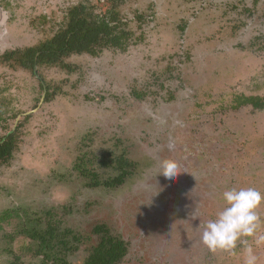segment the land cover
Wrapping results in <instances>:
<instances>
[{
  "label": "rangeland",
  "instance_id": "obj_1",
  "mask_svg": "<svg viewBox=\"0 0 264 264\" xmlns=\"http://www.w3.org/2000/svg\"><path fill=\"white\" fill-rule=\"evenodd\" d=\"M197 2L209 17L192 16ZM0 3L12 5L10 26L25 47L53 36L67 0ZM123 12L135 28V13L150 12L145 42L124 53L74 56L68 60L74 72L41 70L48 85L63 88L48 104H41L39 76L0 64V139L17 122L23 127L14 160L0 168V264H13L15 256L23 264L44 263L28 231L45 228L49 214L58 231L84 238L72 252L60 249L67 264H85L99 225L127 243L122 264H243L242 246L211 252L199 226L221 210L224 190L264 192V110L235 109L238 97L264 98V0H128ZM40 15L54 23L34 25ZM219 17L240 25V42L248 45L227 42L222 29V44L215 42L216 51L207 54L223 62L206 66L194 45L182 46L183 38L172 43L182 21L191 22L198 39L208 34V22L219 26ZM15 46L0 36V55ZM84 155L100 183L118 176L115 158L124 156L133 168L123 185L95 187L76 170ZM163 159L177 163L175 180L160 175ZM258 214L260 236L264 208ZM246 239L264 264V243Z\"/></svg>",
  "mask_w": 264,
  "mask_h": 264
},
{
  "label": "flooded vegetation",
  "instance_id": "obj_2",
  "mask_svg": "<svg viewBox=\"0 0 264 264\" xmlns=\"http://www.w3.org/2000/svg\"><path fill=\"white\" fill-rule=\"evenodd\" d=\"M127 2L128 0H80V1L79 0H67V4L61 13L62 14L61 16L63 18H61L59 23L55 26V28H53V32H54L53 36L48 39H45L44 41L38 43L37 45L25 46V47H22V43L16 36V31L14 32L10 26V21L12 20L10 10H11L12 5L10 3L9 4L0 3V36L2 38V41L3 43H8V44L14 43V46L15 45L20 46V47L15 46V48L4 49L2 52V55H0V64L5 67L12 68V69L30 71L33 74V76H36V77L39 76L41 79L39 86L43 94L42 95L43 97L41 99V104H43L44 102L48 104L54 101L58 95L62 94L63 88L61 86L48 85L46 81H44V79L41 77V73H40L41 70L45 68H48V69L59 68L64 71L74 72L75 68L72 67V65L68 63V60L74 56H88L92 58H98L102 54L108 51H117V52L124 53V52H127L129 48L133 46H139L145 42V35L144 33H142V30L145 24L148 23L149 17L146 14H150V12H147V13L136 12L137 14L135 13V16L133 19L135 21V24L137 25V28H135L134 26H132L133 21H130L126 17V15H124V12H123V7L125 6ZM150 8L148 10H150ZM197 9L199 10L197 11ZM205 9H206L205 6L202 7V4L197 2L195 4L194 12L192 16H195V15L198 16L200 12H205L207 14V17H209V10L207 11V9L206 10ZM74 19L76 21L79 19L85 20V21H88L94 24H98L102 27H105L106 25L107 28L110 30L109 32L107 31V33H105L106 37H104V35L100 36L101 48L97 56H93L91 54L84 53V52L82 53L73 52V53L65 54L63 56L58 57L57 62L53 64H41V63L35 64L33 69L26 68L23 66L21 67L17 65L14 60L8 59V56L14 55V53H18L19 56L23 57L25 56V54L26 55L28 54V51L37 49L45 44L53 42L57 36L63 34L64 32L70 29L69 25ZM54 20L55 18L52 19L51 17H48L47 15H40L39 18H36L33 21V24L34 25L40 24L42 26H45L48 24L50 25L52 22L54 23ZM229 20H231L230 17H228L226 22L223 23V21L220 20V17H219L217 19L218 25H219L218 27L208 22L207 26H205V30L208 31V34H206L205 36H201L198 39L196 38V34L193 33V31L190 29L191 22L184 20L180 24L177 23L178 25L175 24V26L177 25L176 28H177L178 37L175 39L176 42L174 40V42L172 43L175 46L176 44H179L178 39L183 38V40L181 39L182 46L183 44L190 45V46L194 45L197 48L198 54L204 55V59H202L201 61L205 63L206 66H210V65L215 66V63L217 61L219 60L222 61L221 56H217V58L215 59L213 55H209L207 54V52L209 51L212 53L213 51H216L212 49V45H214L215 42L221 43L219 32L222 29L228 30L227 32H225V36L228 33L227 42H230V41L237 42L238 41L240 44L238 43L237 47L241 46L244 48L245 46H248L240 42L241 38L243 39V36L240 34L242 31L241 26L238 24L233 25L232 22ZM138 31H141V33H138ZM205 37H208V38L210 37L211 40L213 38H218V39H215L213 41L210 40L211 42H208L204 40ZM251 47H252V44H250V48ZM260 48H264V44ZM224 53H225L224 58L230 55V51L229 53L226 54V50H224ZM39 55H40L39 53L36 55V59L39 57ZM225 62H226V59H224V63ZM249 100L251 101L249 102ZM254 100L258 102L259 106H254V104L252 103V101ZM248 106H251L255 110H264V98L241 96L236 99L235 109H240L242 107H248ZM29 114L31 113L26 114L25 121L30 119ZM0 122H1V119H0ZM22 128H23L22 123L18 124L17 122L14 129L11 131L9 130L7 135L0 139V142H1L6 137L15 135L16 140H17L16 141L17 148L15 149L12 159L8 163L0 165V168L5 167L8 164H11V162L14 160L16 152L18 151L19 146H20L19 134ZM83 157H86V155H84ZM129 172H131V170H129ZM119 174L120 172L118 173V175Z\"/></svg>",
  "mask_w": 264,
  "mask_h": 264
},
{
  "label": "trees",
  "instance_id": "obj_3",
  "mask_svg": "<svg viewBox=\"0 0 264 264\" xmlns=\"http://www.w3.org/2000/svg\"><path fill=\"white\" fill-rule=\"evenodd\" d=\"M69 27L68 31L57 36L53 42L30 50L23 57L19 56L18 53H14V55H9L8 59L14 60L21 67L33 69L35 64H53L57 62L58 57L73 52H84L97 56L101 48L100 36L104 35L106 37L105 33L110 31L106 25L105 28L80 19L77 21L75 19L72 20ZM38 53L40 55L36 59ZM252 103L254 106H259L255 100ZM16 141V137L13 135L6 137L0 142V165L8 163L12 159L17 148ZM77 162L76 170L86 179L91 178V184L95 187L101 184L106 187L121 186L130 173L129 170L133 168V164L123 156L119 159L115 158L112 162H117V169L120 174L111 182L100 183L96 172L92 171L93 163L88 156L80 158ZM93 234L97 236L98 242L90 248L85 264H122L128 255L127 243L114 236L105 225L96 226L93 229ZM28 236L33 242L34 255L41 256L44 260L43 264H49L54 259L53 264H67L65 257L64 260L59 258L62 253L60 249L63 248L64 253H69L78 249L84 242L83 236L75 235L70 230L63 231V233L58 231L56 222L53 221L50 214L46 227L41 229L32 228L28 231ZM70 237L72 241L67 243L66 240ZM13 264H23V262L19 256H15Z\"/></svg>",
  "mask_w": 264,
  "mask_h": 264
},
{
  "label": "clouds",
  "instance_id": "obj_4",
  "mask_svg": "<svg viewBox=\"0 0 264 264\" xmlns=\"http://www.w3.org/2000/svg\"><path fill=\"white\" fill-rule=\"evenodd\" d=\"M174 147L171 143L169 149ZM160 175L175 180L181 174L174 160L159 161ZM223 207L213 219L201 220V242L211 252L233 253L238 245L244 253L243 264H258L253 245L246 238L255 237L259 246L264 235L257 236L260 224L259 210L264 208V192L254 187H231L222 192Z\"/></svg>",
  "mask_w": 264,
  "mask_h": 264
}]
</instances>
